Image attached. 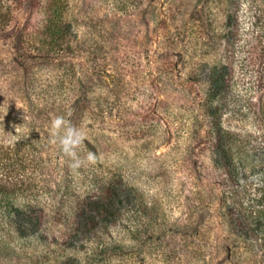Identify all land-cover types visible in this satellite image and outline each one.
Instances as JSON below:
<instances>
[{"label": "trees", "instance_id": "1", "mask_svg": "<svg viewBox=\"0 0 264 264\" xmlns=\"http://www.w3.org/2000/svg\"><path fill=\"white\" fill-rule=\"evenodd\" d=\"M90 1L81 3L98 0ZM106 1L134 15L131 0ZM242 2L203 0L156 44L160 88L175 77L179 86L181 142L169 161L153 153L163 124L135 118L140 104L130 93L118 100L119 120L104 128L111 138L159 139L138 169L85 139L75 149L79 167L60 144L47 165L24 127L41 126L46 116L38 115L62 107L78 129L101 118L112 96L105 80L93 82L100 70L78 43L70 0H0V223L18 237L47 240L42 264H264V190L247 187L258 148L242 123L256 104L248 82H264V18L262 0H249L255 19L243 27ZM14 97L24 100V116L12 112ZM183 170L197 187L193 216L165 220V198L182 204L172 184ZM177 234L196 238L173 243Z\"/></svg>", "mask_w": 264, "mask_h": 264}, {"label": "rangeland", "instance_id": "2", "mask_svg": "<svg viewBox=\"0 0 264 264\" xmlns=\"http://www.w3.org/2000/svg\"><path fill=\"white\" fill-rule=\"evenodd\" d=\"M202 1L131 0L133 10L130 12H133L134 15L130 16L125 10H118L116 5L110 6L106 0H98L89 5H82L81 0H70L73 30L78 36V43L81 42V45L88 50L87 53L96 62L97 70H100V73H93V82H101L100 78L105 80L107 83L106 94L112 96L111 103L108 102L109 106L107 105L103 109L101 118L99 117L94 123L91 120H85V123L79 126L78 129L84 133L85 140L93 142L101 150L109 149L116 161L135 162L138 169L144 165L146 161L144 152L152 149V145H155L159 139L111 138L110 131H107L108 128L104 129L106 126H113L119 120L118 100L121 96L130 93V96L134 98V105L138 104L137 101L140 104L132 110L135 118L163 124V127L159 129L161 131L159 138L163 139H160V144L153 150L154 155H162L165 160L173 156L174 149L169 148L175 145L179 146L181 142L180 139H177V127L180 122V114H178L179 86L176 84L175 77V84L167 83V87L160 88L159 82L162 74H158L156 69L155 49L159 40L172 32L177 23L181 22V18L187 17L190 12L199 9ZM242 1L240 12L246 10V16L244 23L241 24L243 27H248L255 17L248 16L249 0ZM89 2L91 1L89 0ZM260 8L264 18V0L260 2ZM171 12L176 13L175 19L169 18ZM250 12H253V9ZM248 17L251 18L250 21H247ZM261 64H263L264 72V45ZM197 70L201 72V68ZM248 83L251 85L250 89L253 90L252 96L255 98L256 104H253L251 111L243 117L242 123L246 129L252 131L251 137L254 139H251V143L257 146L258 153L255 161L256 171L247 178V187L253 191L257 186L259 191L263 192L264 107L263 110H260V107L264 105V82L254 85L250 81ZM151 89L155 91L152 96ZM143 100H147V102H143ZM10 105H12L13 113L20 116L27 114L23 99L14 97ZM17 105L21 107L18 108ZM42 115L46 116L44 123L33 128L24 127L23 134L25 137L31 138L41 148L40 151L43 153L47 165H53L58 157L57 145L59 142L58 140L55 143L52 142L54 138L51 135V121L56 116H62L67 121V115L62 107L54 108L38 116L42 117ZM231 121L233 122V120ZM158 135L157 133L156 136ZM172 189L175 193H180L182 204L178 207L172 206L173 200L164 197L160 215L163 214L164 218L165 214V220H174L176 217L181 221L190 219L197 202L196 183L187 171L183 170L179 172L178 179L172 184ZM45 196L48 198L47 193ZM44 227H49L47 221H45ZM1 228L5 230L1 231ZM7 228L8 225L0 223V264H42L43 255L48 254L50 243L37 237L26 239L18 237L6 230ZM209 232L206 231L208 234ZM44 233L47 235L46 231ZM181 237L180 234H177L170 238L173 239V243L178 241L184 243L192 238ZM246 257L247 259L250 257V261L254 259V256L248 252H246Z\"/></svg>", "mask_w": 264, "mask_h": 264}, {"label": "clouds", "instance_id": "3", "mask_svg": "<svg viewBox=\"0 0 264 264\" xmlns=\"http://www.w3.org/2000/svg\"><path fill=\"white\" fill-rule=\"evenodd\" d=\"M20 108V105H17ZM51 135L54 138L53 143L59 142L62 151L65 155L71 158L73 161L70 167L76 168L81 164V160L77 157L75 149L81 144L84 139V133L70 125L68 121L62 116H56L51 121ZM88 162L94 163L96 157L89 152L86 157Z\"/></svg>", "mask_w": 264, "mask_h": 264}]
</instances>
